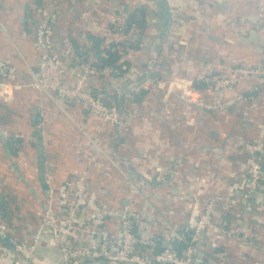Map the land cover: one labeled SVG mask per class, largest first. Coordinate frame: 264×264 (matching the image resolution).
Listing matches in <instances>:
<instances>
[{"label": "crops", "instance_id": "0c3cea01", "mask_svg": "<svg viewBox=\"0 0 264 264\" xmlns=\"http://www.w3.org/2000/svg\"><path fill=\"white\" fill-rule=\"evenodd\" d=\"M47 2L54 6L55 47L75 75L81 62L96 60L91 34L106 37L102 46L127 39L120 26H125L129 13L142 5L149 17L155 3L0 0V54L16 64L20 84L11 97L0 94V217L8 223L10 234L33 243L42 208L50 202L66 217L72 179L94 156L91 185L105 203H121L135 191L129 203L137 214L140 247L157 250L175 232L191 231L202 201L218 192L225 198L216 205V218L233 234L215 239L216 245L204 240L200 264H264V182L248 200L237 195L239 182L246 180L248 159L239 140L256 141L264 161V79H243L237 89L249 93L247 99L218 112L196 107L178 88L157 83L159 78L176 75L199 79L204 82L199 85L202 92L211 97L205 74L223 73L227 65H262L264 0H169L173 23L166 38L159 40L160 21L148 23L139 48L128 54L133 65L127 73H102L91 79L94 90L119 104L123 116L117 125L91 114L80 103L59 102L55 93L31 85L40 57L36 8ZM155 73L161 76L154 78ZM133 84L139 85L136 90L148 89L138 101L129 96ZM18 138L22 143L15 151L11 143ZM41 139L52 190L48 195L39 169ZM116 229L110 221L108 237L115 236ZM15 259L0 251V264H16ZM31 263L64 264L50 232H44L34 248ZM89 263L93 262L84 264Z\"/></svg>", "mask_w": 264, "mask_h": 264}, {"label": "built area", "instance_id": "2783aa9c", "mask_svg": "<svg viewBox=\"0 0 264 264\" xmlns=\"http://www.w3.org/2000/svg\"><path fill=\"white\" fill-rule=\"evenodd\" d=\"M152 6L148 17L149 24L159 21L154 2ZM36 12L35 42L40 49V57L38 74L31 85L40 91L55 93L59 102L80 103L91 114L101 117L105 122L113 125L121 123L123 115L119 104L112 100L107 102L104 95L96 92L91 85L93 76L110 73L111 69L84 61L79 64L80 71L77 75L71 72L55 47L53 3L40 4ZM223 68L225 73L203 77L208 84L205 88L209 87L211 97H207L195 84V78L186 79L176 75L170 79L159 78L157 83L161 87L168 85L178 88L186 101L196 107L218 111L228 108L234 101L247 99L246 95L237 89L238 83L243 79L253 76L264 79V63L252 67L237 64ZM17 78L16 64L0 54V94H10L11 97L14 90L20 87ZM136 87L139 85L133 84L130 87L129 95L137 89ZM238 144L247 152L248 159L245 167L246 180L239 182L237 195L248 200L252 196L251 193L259 190L264 182V161L260 158L256 141L241 138ZM95 159L94 156L89 157L87 166L72 179L66 217L60 215L51 202L43 206L41 225L34 234L33 243L26 244L11 235L8 223L0 217V251L16 256V264H32V252L44 232L48 231L59 244L64 264H84L87 261L93 262L92 264H200V244L204 240L216 245L215 239L225 234H233L216 218V205L225 198L217 192L209 194L202 201L201 211L188 238L185 232H175L169 243L162 241L161 249L140 247L136 229L137 214L133 203H129L130 195L135 191L127 194V205L122 203L125 197L118 204L105 203L104 198H100V194L91 185L90 170ZM110 221L117 224L113 237H108L106 231ZM5 241L11 243L12 253L4 244ZM180 241L185 242L181 251L175 247V242Z\"/></svg>", "mask_w": 264, "mask_h": 264}, {"label": "trees", "instance_id": "16d2710c", "mask_svg": "<svg viewBox=\"0 0 264 264\" xmlns=\"http://www.w3.org/2000/svg\"><path fill=\"white\" fill-rule=\"evenodd\" d=\"M147 18L148 17L145 7L142 5L141 7L139 6L135 11L129 13L125 26H120L121 29L128 34V38L123 40H112L108 43V45L105 46H102L101 43L106 37L97 34H91V39H93L94 45L96 47V51L94 53L96 60H94L93 63L98 67L108 66L111 69V72L115 75L120 76L127 73L133 65V61L130 60L128 54L133 49L139 48L142 37L146 32L148 23ZM159 75V73L153 74L154 78H157ZM195 80V84L198 86L204 84L202 80ZM147 90V87H140L138 90L133 91L129 96L138 101L146 94ZM245 94L249 93L245 92ZM250 94L254 96L256 92H252ZM104 98L107 102L111 101V99L106 96H104ZM124 99L125 97H123V101ZM21 143V138H18L13 140L11 145L14 150L17 151L19 149L18 146H20ZM189 233L190 231L185 232L186 238L189 237ZM184 245L185 242H175L176 249L180 251L183 249ZM159 249L161 248L159 247Z\"/></svg>", "mask_w": 264, "mask_h": 264}, {"label": "water", "instance_id": "95a60500", "mask_svg": "<svg viewBox=\"0 0 264 264\" xmlns=\"http://www.w3.org/2000/svg\"><path fill=\"white\" fill-rule=\"evenodd\" d=\"M154 1H155V11L157 12V15L159 17V21L162 24V30H161L160 35H159V40L163 41L171 31V27H172V23H173V13H172V9H171L169 0H154ZM127 84H128L127 81L123 82L124 86H127ZM5 146H9L7 142H5ZM39 159H40V163H39L40 168L39 169L42 172L41 173V181H42V185H43V188L45 190V193H46V195H48L50 193V184L48 182L47 174H46L47 162H46V158H45V148H44V140L43 139L39 140ZM128 201H129L128 198L125 197L122 200L123 205H127ZM7 243L10 244L9 241Z\"/></svg>", "mask_w": 264, "mask_h": 264}, {"label": "rangeland", "instance_id": "374dc122", "mask_svg": "<svg viewBox=\"0 0 264 264\" xmlns=\"http://www.w3.org/2000/svg\"><path fill=\"white\" fill-rule=\"evenodd\" d=\"M222 72L223 73H225V70L224 69H222ZM205 75H210L209 73H207V74H205ZM207 95V97H208V94H206ZM209 100H211L212 98H208ZM227 109V108H226ZM223 110H225V109H221V110H218V111H223ZM218 111H215V112H218ZM93 167V163H92V165H91V168ZM27 176H28V178L30 179V180H33V178L31 177V175L29 174H27ZM24 179H25V176H24ZM29 181V180H28Z\"/></svg>", "mask_w": 264, "mask_h": 264}]
</instances>
